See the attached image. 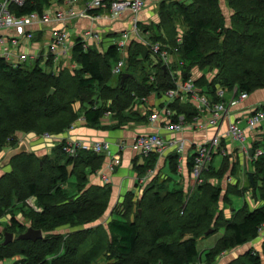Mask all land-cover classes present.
<instances>
[{"label": "trees", "instance_id": "trees-1", "mask_svg": "<svg viewBox=\"0 0 264 264\" xmlns=\"http://www.w3.org/2000/svg\"><path fill=\"white\" fill-rule=\"evenodd\" d=\"M47 2L27 0L11 10L18 16L41 12ZM225 2L233 11L230 26L225 25L218 0H193L190 4L173 0L171 6L164 0L159 7V22L140 25L150 42H158L172 53L171 67L178 68L183 79L195 66L217 69L211 82L204 75L195 80L202 93L212 96L211 101L218 100L216 85L229 91L235 86L247 93L264 87V0ZM176 23L184 26L179 45L175 42ZM176 46L178 50L174 52ZM127 49L124 70L131 72L132 77L123 83L121 74L114 76L111 71L120 57L115 44L102 53L94 47L84 49L77 39L72 47V61L77 67H62L58 73L39 67L40 58L25 68V64L13 67L0 59V150L7 143L15 147L18 132L58 135L82 116L85 123L99 126L107 111L112 114L114 129L140 118L146 121L147 115L140 116L133 106L141 97L160 95L174 87V80L148 47L132 41ZM47 63L51 65V59ZM150 76L154 79L150 80ZM51 89L53 92L48 95ZM170 107L176 114L185 113L187 118L196 113L190 104L179 100ZM64 144L63 140L53 146L55 157L51 158L40 159L33 152L14 156L10 161L12 169L0 177V217L11 214L12 226L18 227V234L22 233L26 226L13 212L21 205V212L23 207L30 209L24 215L32 220L31 227L48 231L35 241L19 240L16 236L13 243L0 244V261L21 255L26 264H41L46 259L49 264H201L197 239L214 224L223 227L224 232L205 252V263L212 264L222 252L259 234L264 203L251 210L244 204L225 219L215 215L220 187L202 183L191 201L183 200L181 189L162 192L159 186L152 185L137 200L135 193L127 191L117 211H112L117 215L106 227L78 229L66 236L53 234L50 231L54 227L95 221L107 210L110 199L108 186H85L87 175L101 166L104 156L86 149H78L75 156H70L63 151ZM156 158V153L145 157L143 164L134 167L136 172L152 167ZM172 159V169L176 171L177 162L175 157ZM192 162L193 157L189 168ZM252 162L261 176L260 185L255 186L254 182L253 187L264 201V156ZM227 169L228 162L224 160L216 174L221 176ZM72 176L82 188L74 196H67L65 183ZM240 191L245 192L237 193ZM27 197H33L42 210L30 208ZM53 253L57 254L49 258ZM100 257L104 260L100 261ZM226 264H262V260L258 251L249 249Z\"/></svg>", "mask_w": 264, "mask_h": 264}, {"label": "crops", "instance_id": "crops-1", "mask_svg": "<svg viewBox=\"0 0 264 264\" xmlns=\"http://www.w3.org/2000/svg\"><path fill=\"white\" fill-rule=\"evenodd\" d=\"M85 1L86 0L77 1L74 6L77 12L82 10ZM162 1L164 0H144V7L136 15L138 21L140 22V25H151L157 24L159 22V7ZM178 1L186 3L185 0ZM223 1L224 6L226 7V2L225 0ZM62 7H64V4L60 0H48L47 3H44L42 11L46 10L51 12ZM132 18L133 15L129 10H124L118 17L112 18L105 10L101 9L90 12L88 16H78L72 18L71 20H51L45 23H32L31 25H28L27 30L32 31L33 36L30 39L20 38L19 52L28 54L31 58L30 60H33V62L37 61L39 58L40 60H42L44 56L47 60L51 59V65L48 66L49 69L47 70V72H50L52 70V72L58 73L60 68L62 67L73 69L77 67V64L72 61V47L76 43L77 39L81 40L86 32H90L91 36L86 38L87 48L94 47L99 52L105 53L107 52L108 48L118 40L120 31H122L123 29H131L133 24ZM61 27H65L67 30V43L70 47V50L68 54L65 57H62L56 65L53 63L51 57L52 30L59 29ZM177 30L178 29L176 28V31ZM179 32L181 31H177L176 35ZM2 33L8 36H17V32L15 29L4 30ZM134 42L138 44L140 43L142 46L147 47L141 42ZM45 48L47 49L46 55H44ZM123 55L127 57L128 49H126ZM46 64L48 65V63ZM125 68L126 67H124V69ZM124 72L132 74L131 72L126 70H124ZM203 75L207 78L208 82H211L215 77V71L211 70L210 72L207 71V68L200 69L197 66L193 67L190 71V78L194 82ZM232 88H235V86ZM227 90L224 94V101L229 100L232 96L231 92ZM147 99L148 100L146 104L140 101L133 106V111L137 112L140 116L147 115L146 121L140 120V118L138 121H131L126 123L125 125H122L120 128L114 129L112 128V125L114 124V122L111 120L112 114H110L109 117H102L100 122L101 125L97 127L85 123V121L79 117L70 128L59 134L56 140H37L40 141L42 149L35 147L39 143L32 144L31 146V151L36 155H46L47 152H50V149L53 148L54 145L60 144V142L63 140L71 142L79 141L87 145H91L92 143L97 141L109 142V152L101 153L104 156L101 166L96 171L91 172L87 175V186L97 185L108 186L110 188V199L107 211L105 213V225L112 217L113 206L117 202L120 203L123 200L124 195L127 191L136 193L137 191H139L138 185L142 183V186H144L145 183L150 182L155 176H159L161 174L162 177L168 178V184H180L183 187L189 185L191 187V184L193 185L194 181L191 176L188 162L192 158L197 145L211 139L215 135L219 136L220 141L219 150L214 154V156L220 155L221 161L219 166L214 167L212 165V161L214 159L213 156L210 166L206 171L205 179H207V177H209L212 172L214 173L212 174L214 176L213 180L217 179L216 173L221 167L224 160H227L228 162V169L223 175H221V177L224 176V178L222 179L236 186L238 185L240 179V175L238 173H236V175L234 174L236 166H248V175L249 173L253 174L255 172L253 171V169L256 170V166L255 164H253L252 158L250 156L251 153L246 154L242 152L239 147V143L229 137L226 132L228 129V125L231 122H234L243 129L246 135V143L248 146L253 147L256 145L257 147L263 145L264 119H262L257 125L252 128L248 126L247 119L256 109L264 108V87L258 88L253 92L248 93V96L245 99L239 101L235 105H231L228 109V112L225 114L224 118L218 125H208L203 129L187 127L178 132H169L163 129L161 126L164 122V118L160 110V102L162 98H158L156 93H151ZM190 105L194 108L192 104ZM152 112H158L159 115L156 120L151 122L148 120V117ZM152 132L158 133L165 138L182 140L184 142V149L181 153V161L178 162V158L180 155L176 154L174 147L168 146L163 153L157 154V158L152 167L146 168V170H144L142 173H137L134 167L143 164L146 159L134 146V139L138 134ZM48 146H50L49 151ZM116 156L119 159L117 163L113 162ZM172 157H175V160L177 162L178 168L176 167V171H173L172 169ZM110 165L114 166V170L110 169ZM170 171L175 174V178L170 176ZM260 177L261 176H259L257 180V185H260L261 183ZM237 189L241 190V187L238 186ZM237 189L231 190L228 193L229 200H231L229 197L230 194H238L244 197V201L237 207L233 205L228 206V208L226 209L227 212L225 215V219L231 218L235 210L242 207L244 204H246L248 209L251 210L261 206L264 203V201L260 198L259 195H257V193L254 196L251 195L250 191L237 193ZM219 228H221L222 233L214 240V243L209 248H211L215 244L217 239L223 235L224 228ZM263 243L264 230L260 232L257 237L242 244L244 246L241 252H237V254H234V257H231L228 253L226 255L227 260L222 259L221 262L222 264H224L226 261L228 262L234 259L238 255L243 254L249 249L258 251ZM237 250H240V248ZM223 253L225 252H222V254Z\"/></svg>", "mask_w": 264, "mask_h": 264}, {"label": "built area", "instance_id": "built-area-1", "mask_svg": "<svg viewBox=\"0 0 264 264\" xmlns=\"http://www.w3.org/2000/svg\"><path fill=\"white\" fill-rule=\"evenodd\" d=\"M27 0H0V59L8 62L11 66L17 67L25 64L30 56L26 53L19 52L20 38L30 39L33 32L27 30L28 25L32 23L48 22L51 20L64 21L65 19L71 20L78 16H88L90 12L96 10H105L110 17H118L124 10H129L133 15L131 29H123L120 31L118 40L114 43L120 53L119 59L112 67V73L119 75L124 72L126 63V56L123 53L126 51L128 45L132 41L141 42L146 45L153 54H157L161 60L162 67L168 70L170 76L174 80L175 86L162 92L160 95L156 94L158 98H162L160 102V110L164 118L161 125L163 129L169 132H178L184 128H198L218 125L231 105H235L239 101L248 96L246 91H238L232 88L230 91L225 87L216 85L215 95L218 97L217 101H211V97L201 92V89L190 78L183 79L180 75L178 68H172L173 55L167 49L161 46L158 42H150L140 29V22L136 15L144 7V0H86L83 4L81 11L77 12L74 8L78 0H60L64 7L55 9L54 11H32L24 15H16L11 9L13 6L21 7ZM15 29L17 36H8L3 34L4 30ZM67 30L65 27L52 30V44H51V57L54 64H58L62 57H65L70 47L67 43ZM146 34V33H145ZM183 32L176 35L177 45L182 43ZM91 33L86 32L84 37L80 40L82 47L87 48L86 38L90 37ZM178 46L173 48L176 52ZM181 63V61H179ZM154 76H150L153 80ZM231 92L232 96L229 100L224 101L225 92ZM148 96L141 97V102L146 104ZM179 100L181 103H190L194 106L196 113L192 117L187 118L185 113H177L171 109L170 104ZM110 112L104 113L103 117H109ZM158 112H152L148 120L154 121L158 118ZM83 117V116H82ZM80 117L82 120L83 118ZM203 118V119H202ZM262 119H264V108L256 109L247 119L249 127H254ZM48 134V133H47ZM226 134L239 143L242 152L246 154L251 153V158L256 160L260 156H264V145L253 147L248 146L246 143V135L242 128L236 123L231 122L228 125ZM220 138L215 135L209 140L200 143L195 148L192 155L193 162L190 168L191 176L194 184H201L205 181V174L208 170L214 154L219 150ZM62 143V141L60 142ZM134 146L140 153L147 157L151 153L161 154L168 146H173L176 154H179L178 162L181 161V153L184 149V142L180 139L165 138L162 135L152 133L138 134L133 142ZM63 151L70 156H75L78 149L91 150L94 153L101 154L109 152L110 144L108 141H97L91 145L84 144L76 141H65L62 147ZM119 161L116 156L113 162ZM111 167V165H110ZM178 168V166H177ZM264 230V222L259 227V233ZM160 264V263H158ZM187 264H200V263H187Z\"/></svg>", "mask_w": 264, "mask_h": 264}, {"label": "rangeland", "instance_id": "rangeland-1", "mask_svg": "<svg viewBox=\"0 0 264 264\" xmlns=\"http://www.w3.org/2000/svg\"><path fill=\"white\" fill-rule=\"evenodd\" d=\"M171 1L173 0H166V2H168V6H171ZM187 4H190L193 2V0H185ZM219 2V5H220V8H221V11L223 12V14L225 15V25L226 26H230L231 25V13L233 12L231 8H229L226 5V7L224 6V1L223 0H218ZM184 26L180 23H176V28L178 29L177 31H182L183 32V28ZM176 31V32H177ZM47 54V49L45 48L44 49V55ZM33 62V60H30L28 59L25 63L26 66H23L24 68L25 67H28L30 66V64ZM39 67H41L44 71H47L49 68L46 63H47V59H45V56L43 57L42 60H40L39 62ZM211 70L215 71V74L217 73V69L213 68V69H209L207 68V71H210ZM114 78V77H112ZM94 127H97L96 125H92ZM100 128V127H98ZM17 134V137H18V141L15 143V146L18 145V143L20 141H25L28 148H30L29 152L27 153H32L31 151V146L32 144H37V146L35 147H38L39 149H42L41 145H40V141H37V140H40V139H44V140H56L57 136L59 135H56V134H51V133H46V132H43V133H35V132H18L16 133ZM52 141V142H53ZM54 143V142H53ZM12 148V145L11 143H7V144H4L2 149L0 150V177L5 174L6 172H9L11 169H12V165L11 163H3V159L5 158V155L6 153L11 150ZM49 148L50 146H48V151H49ZM35 154V153H34ZM36 155V154H35ZM55 153L53 151V148L50 149V152H47L46 155H36L38 158H42V157H46L48 156L49 158L51 157H55L54 156ZM47 157V158H48ZM45 159V158H44ZM220 161H221V157L220 155H215L214 156V159L212 161V165L214 167H217L219 166L220 164ZM245 164V163H244ZM248 166L244 165V166H236L235 167V175L236 173H238L240 175V179H239V183L238 185H233V184H230L229 182H226L224 179V176H216L217 179H214L213 180V175L214 174L213 172L210 174L209 177H207L206 181L202 183V185H206L207 186H214V187H220L221 189V195L219 197V200L218 202L216 203V213L215 215H223V217L225 218V215H226V212H227V208L228 206H239L241 205V203L244 201V197L243 196H240L238 194H230L229 197L231 200H229L228 198V194L226 195L225 193L226 192H230L231 190H235L237 189L238 186L241 187V190H244L245 192L246 191H250L251 192V195H255L257 193V195L260 194L259 190L256 189L255 187H253V183L255 182V186H257V180L259 178L258 176V173L254 172L252 174V181L250 180V177L248 175ZM111 170H114V166H111L110 167ZM253 171H255L253 169ZM170 176L175 178V174L170 171ZM168 178H164L162 177V175L160 174L159 176H155L150 182L148 183H145L144 186H142V183L140 185H138L139 187V191H137L135 193V197H134V200H137V198H139V196L141 195V192H143L144 189L148 188V187H151L152 185L156 186V187H160L161 191L162 192H165V191H169L171 189H181L182 190V195H183V200L189 198V201H191L194 197H196L198 195L197 191H198V188H199V185L198 184H194L193 185L191 184V187L188 185L186 187H183L182 185L180 184H168ZM87 183L88 181H86V184L85 186H87ZM142 186V187H141ZM65 187H66V193H67V196H74L75 194L78 193V191L82 188V186H80V182H78L76 180V178L74 176L70 177L68 182L65 183ZM255 189H256V192H255ZM239 189L236 190V192L238 191ZM253 191H254V194H253ZM140 192V193H138ZM241 192V191H240ZM15 201V200H14ZM26 204L28 206H30V208H32L33 210L35 211H41L42 208L40 206H38L35 202V199L33 197H27L26 198ZM119 205V202H117L112 209H114V212L115 210L117 209ZM18 208L21 207V205H17ZM18 208H14L13 212H14V215L17 217L18 221H20L22 224H24L27 227L31 226L32 223V220L30 219L29 216H26L24 215L25 213H27L30 209L27 208V207H23V212H21ZM107 211V210H106ZM106 211L104 212V214L99 217L98 219H96L95 221L93 222H90L88 224H85V225H82V226H70V225H61V226H58V227H54L51 229V233L55 234V233H60V234H65V236L68 234V233H71L72 231H76L78 229H83V228H90L92 227L93 229H96L97 226H104L106 227V225L104 224L105 223V213ZM113 211V210H112ZM117 211V210H116ZM29 213V212H28ZM113 213V212H112ZM117 214L113 213L112 214V217H115ZM232 215V214H231ZM230 215V217H231ZM31 216V215H30ZM25 228V230H26ZM211 232L208 233V234H205V235H201L198 237L197 239V248L201 254V259H202V263L201 264H206L205 263V260H204V255H205V252L208 251L210 248V246L214 243V240L222 233V230L221 228H219V226H216V225H212L211 226ZM24 230V231H25ZM5 232H11L13 233V240H15V237L17 236L19 230H18V227L17 226H12L11 224V214H5L3 216L0 217V244H3V240H4V233ZM43 232V236L45 234H47L48 231H42ZM12 240V241H13ZM11 241V242H12ZM10 242V243H11ZM13 243V242H12ZM243 246H236V247H232L226 251H224L225 253H221L215 260L212 264H222V259L224 260H227L226 258V255L229 253V255L231 257H234V254H237V252H241L242 249H243ZM240 250H237L239 249ZM260 256H261V260H262V264H264V247H263V244L261 245V247L259 248L258 250ZM57 253H53L51 256H48L49 258H51L52 256H55ZM28 258V256H27ZM236 258V257H235ZM100 261H103L104 258L103 257H100L99 259ZM231 261V260H230ZM229 262V261H228ZM227 261L224 263H228ZM26 260H24L21 255H15V256H11V257H5L1 262L0 264H26ZM50 263V260H45L44 262H42L41 264H49Z\"/></svg>", "mask_w": 264, "mask_h": 264}, {"label": "water", "instance_id": "water-1", "mask_svg": "<svg viewBox=\"0 0 264 264\" xmlns=\"http://www.w3.org/2000/svg\"><path fill=\"white\" fill-rule=\"evenodd\" d=\"M127 77H132V75L130 73H127V72L122 73L121 83H123ZM52 92H53V89H51L49 91L48 95H50ZM27 152H29V148H28L26 142L20 141L17 146H15L14 148H12L11 150H9L6 153L5 158L3 159L2 162L3 163H10L11 159L14 156L22 154V153H27ZM249 177H250V180L252 181V174L251 173H249ZM210 232H211V229H208L205 232V234H208ZM13 236H14L13 233L5 232L3 244H7L8 242H11L13 240ZM41 238H43L42 230L41 229H35L31 226L27 227L25 231L18 234L16 237V239H19V240H31V241H35V240L41 239Z\"/></svg>", "mask_w": 264, "mask_h": 264}, {"label": "bare ground", "instance_id": "bare-ground-1", "mask_svg": "<svg viewBox=\"0 0 264 264\" xmlns=\"http://www.w3.org/2000/svg\"><path fill=\"white\" fill-rule=\"evenodd\" d=\"M73 196V195H72Z\"/></svg>", "mask_w": 264, "mask_h": 264}]
</instances>
